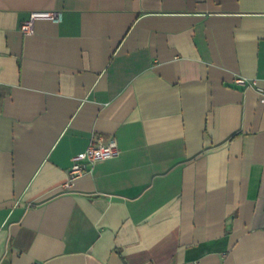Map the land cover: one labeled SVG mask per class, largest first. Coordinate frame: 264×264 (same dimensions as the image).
<instances>
[{
	"label": "crops",
	"instance_id": "crops-1",
	"mask_svg": "<svg viewBox=\"0 0 264 264\" xmlns=\"http://www.w3.org/2000/svg\"><path fill=\"white\" fill-rule=\"evenodd\" d=\"M259 88L264 0H0V264H264Z\"/></svg>",
	"mask_w": 264,
	"mask_h": 264
},
{
	"label": "built area",
	"instance_id": "built-area-1",
	"mask_svg": "<svg viewBox=\"0 0 264 264\" xmlns=\"http://www.w3.org/2000/svg\"><path fill=\"white\" fill-rule=\"evenodd\" d=\"M39 18H49L54 20L60 19V14L54 11L47 10H33L28 18L21 24V30L24 33L31 34L34 32L35 21ZM236 83L243 86H254L257 84L256 80H248L245 77L239 76L236 78ZM260 102L264 103V88H259ZM120 153V147L115 137L108 139L100 138L99 141L91 142L87 149L76 154L73 157V165L70 169L71 181L80 177L88 168L89 165L98 160L111 158ZM71 182H68L69 186Z\"/></svg>",
	"mask_w": 264,
	"mask_h": 264
}]
</instances>
